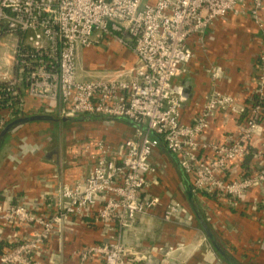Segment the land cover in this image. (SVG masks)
<instances>
[{"label":"built area","instance_id":"obj_1","mask_svg":"<svg viewBox=\"0 0 264 264\" xmlns=\"http://www.w3.org/2000/svg\"><path fill=\"white\" fill-rule=\"evenodd\" d=\"M246 3L261 25L264 0H0V38L14 36L16 43L11 61L0 66V101L7 100L0 106V131L29 106L31 112L59 117L101 113L144 126L116 145L99 139L72 149L89 169L61 186L55 211L45 202L0 201V222L16 230L0 251V264H39L37 257L52 235L94 207V223L113 227L117 235L129 229L138 215L160 204L149 189L157 184L151 156L161 143L189 176L194 192L217 194L238 207L247 191L264 184V166L233 176V167L252 153L262 132L264 74L249 106L216 89L191 122L182 117L185 100L174 84L194 56L191 41L203 43L217 19ZM108 36L130 48L136 63L123 70L124 77L82 79L79 52ZM260 60L264 71V53ZM211 73L217 79L219 69ZM246 112L225 141L209 138L219 113L226 121L230 114ZM180 210L179 202H168L164 218L171 220ZM93 256L103 264H141L150 257L137 254L120 237L78 251L80 264Z\"/></svg>","mask_w":264,"mask_h":264},{"label":"crops","instance_id":"obj_2","mask_svg":"<svg viewBox=\"0 0 264 264\" xmlns=\"http://www.w3.org/2000/svg\"><path fill=\"white\" fill-rule=\"evenodd\" d=\"M261 13L259 25L252 19L250 4L246 3L236 12L217 19L206 30L203 43L196 39L191 41L194 56L187 64L186 72L174 80L185 100L182 110L185 121L193 120L216 89L232 95L236 102L246 107L252 102L258 78L264 74L260 67V56L264 53V7ZM102 42L92 50L79 52L77 63L88 59L99 62L102 58L107 61L111 52H100L98 47ZM126 49L128 52H121L123 70L137 61L134 52ZM10 59L12 56L7 58L9 62ZM214 67L219 69L217 79L212 78L211 69ZM80 77L86 79L81 74ZM29 102L34 104L31 99ZM27 110L15 115L13 120L46 114L31 112L30 106ZM247 115V112L230 114L225 121L223 114L219 113L208 131L209 138L225 141ZM260 124L262 132L255 136L252 153L241 165L233 167V176L241 172L251 173L264 166V113ZM62 127L70 129L60 132L58 129ZM129 131L130 135L133 134L131 129ZM129 131L116 123L73 118L59 122L47 119L23 122L10 131L0 147V195L5 197L0 201L7 205L27 206H45V202L50 203L55 211L59 208L61 186L72 183L89 169L88 162L80 160L72 149L79 148L85 141L99 139L116 145L122 141L120 133ZM60 136L64 145L67 144L63 146L65 150L51 144L52 140L60 141ZM151 162L156 168L157 184L152 185L149 192L160 198L157 207L138 215L133 225L121 235H117L111 226L93 222L96 207L88 211V215L73 217L70 224L52 235L44 252L37 257L39 264H80L78 251L107 237H120L137 254L148 252L150 257L160 261L159 264H171L162 250L176 248L179 244L191 245V248L179 257H172L178 264H264V184L247 191L241 204L234 207L217 194L194 192L189 176L163 143L153 151ZM171 201L179 202L181 210L175 218L166 220L164 212ZM15 231L0 222V251L9 242L7 239L15 236ZM215 241L233 260L222 255L225 252L216 248ZM87 264H103V261L93 256Z\"/></svg>","mask_w":264,"mask_h":264},{"label":"rangeland","instance_id":"obj_3","mask_svg":"<svg viewBox=\"0 0 264 264\" xmlns=\"http://www.w3.org/2000/svg\"><path fill=\"white\" fill-rule=\"evenodd\" d=\"M15 37L10 35H5L0 38V63L2 64V68L6 65L7 58H11L13 56V52L15 49ZM105 48V49H104ZM100 52H111V56H109L107 61L100 59L92 60V62L88 59L86 62L78 63V71L79 73L86 79H111L115 77H124L123 76V61L121 52H128L126 46L120 43L117 39L112 36L105 37L102 44L98 47ZM11 60V59H10ZM79 62V61H78ZM91 62V63H88ZM51 128V127H50ZM64 129H70L67 127L59 128L58 130L64 131ZM52 146H60L61 150L63 149L64 141L60 136V141L55 140L51 141ZM22 159V158H21Z\"/></svg>","mask_w":264,"mask_h":264},{"label":"trees","instance_id":"obj_4","mask_svg":"<svg viewBox=\"0 0 264 264\" xmlns=\"http://www.w3.org/2000/svg\"><path fill=\"white\" fill-rule=\"evenodd\" d=\"M0 86H2V83H0ZM4 103H7V100L6 101H0V106ZM11 106H16V104H11ZM16 115V114H15ZM73 119L75 120H78V121H90V120H94V121H97V122H100V123H103V124H109V123H113L116 125H119L120 127L121 126H124L127 128V130L129 131V129H131V131L133 132V134H129V132H125V133H120V137L122 140H125V139H129V138H132L134 137V133L137 131L138 128H144L143 124L141 122H138V121H134L130 118H120L121 120H117L114 116L112 115H108V114H101V113H89V114H80V115H75L73 116ZM73 121V120H72ZM69 124V123H67ZM67 126V125H66ZM70 126V125H69ZM68 126V127H69ZM8 135V134H7ZM6 135V136H7ZM5 136V138H6ZM5 138L1 141V145L0 147L2 146ZM210 194V193H208ZM216 195V194H215ZM1 198H5L4 196L0 195V199ZM14 201V200H13ZM12 201V202H13ZM14 204V203H12ZM214 245L216 246L217 249H219L220 251H223L225 252V254H222L227 260L231 259L233 260V258L229 255V253L224 249V247L220 246V244H218L216 241L214 242ZM218 246V247H217ZM230 260V261H231ZM237 264V263H236Z\"/></svg>","mask_w":264,"mask_h":264},{"label":"water","instance_id":"obj_5","mask_svg":"<svg viewBox=\"0 0 264 264\" xmlns=\"http://www.w3.org/2000/svg\"><path fill=\"white\" fill-rule=\"evenodd\" d=\"M42 119H47L53 122H59V121H66L68 117H59L53 114H37V115H32V116H27V117H22L15 119L11 122H9L1 131H0V143L1 141L5 138L7 134L10 133L14 127L21 125L23 122H28V121H34V120H42ZM1 145V144H0ZM191 248V245H185V244H179L177 245L176 248H166L163 249L162 252L165 253L170 260L171 264H178L174 258L179 257L181 253L185 252L186 250H189ZM171 257V259H170ZM174 257V258H172ZM160 261L154 257H150V260L146 262V264H159Z\"/></svg>","mask_w":264,"mask_h":264}]
</instances>
